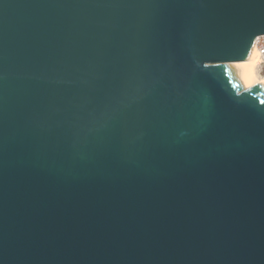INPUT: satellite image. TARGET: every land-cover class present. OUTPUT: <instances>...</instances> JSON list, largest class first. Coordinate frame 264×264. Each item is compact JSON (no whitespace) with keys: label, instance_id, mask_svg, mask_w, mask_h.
<instances>
[{"label":"water","instance_id":"1","mask_svg":"<svg viewBox=\"0 0 264 264\" xmlns=\"http://www.w3.org/2000/svg\"><path fill=\"white\" fill-rule=\"evenodd\" d=\"M261 36L264 0H0V264H264Z\"/></svg>","mask_w":264,"mask_h":264},{"label":"bare ground","instance_id":"2","mask_svg":"<svg viewBox=\"0 0 264 264\" xmlns=\"http://www.w3.org/2000/svg\"><path fill=\"white\" fill-rule=\"evenodd\" d=\"M230 64L236 66L245 85L243 90L251 89L257 85L264 91V76L259 73L260 58L255 43L247 60L227 65Z\"/></svg>","mask_w":264,"mask_h":264},{"label":"built area","instance_id":"3","mask_svg":"<svg viewBox=\"0 0 264 264\" xmlns=\"http://www.w3.org/2000/svg\"><path fill=\"white\" fill-rule=\"evenodd\" d=\"M255 44L260 58L259 73L264 75V36L258 37Z\"/></svg>","mask_w":264,"mask_h":264},{"label":"rangeland","instance_id":"4","mask_svg":"<svg viewBox=\"0 0 264 264\" xmlns=\"http://www.w3.org/2000/svg\"><path fill=\"white\" fill-rule=\"evenodd\" d=\"M260 75L264 76L263 74H260Z\"/></svg>","mask_w":264,"mask_h":264}]
</instances>
